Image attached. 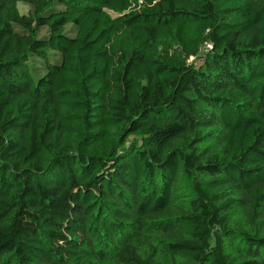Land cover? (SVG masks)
<instances>
[{
  "label": "trees",
  "instance_id": "16d2710c",
  "mask_svg": "<svg viewBox=\"0 0 264 264\" xmlns=\"http://www.w3.org/2000/svg\"><path fill=\"white\" fill-rule=\"evenodd\" d=\"M0 264H264V0H0Z\"/></svg>",
  "mask_w": 264,
  "mask_h": 264
},
{
  "label": "rangeland",
  "instance_id": "374dc122",
  "mask_svg": "<svg viewBox=\"0 0 264 264\" xmlns=\"http://www.w3.org/2000/svg\"><path fill=\"white\" fill-rule=\"evenodd\" d=\"M19 8L21 9V11L25 12L27 10V7L24 6L22 3L19 4Z\"/></svg>",
  "mask_w": 264,
  "mask_h": 264
}]
</instances>
